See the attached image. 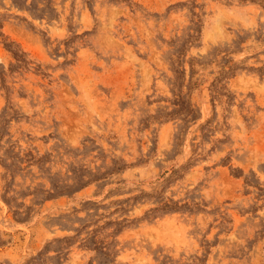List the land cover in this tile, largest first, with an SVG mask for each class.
<instances>
[{"label":"rangeland","instance_id":"rangeland-1","mask_svg":"<svg viewBox=\"0 0 264 264\" xmlns=\"http://www.w3.org/2000/svg\"><path fill=\"white\" fill-rule=\"evenodd\" d=\"M0 264H264V0H0Z\"/></svg>","mask_w":264,"mask_h":264}]
</instances>
